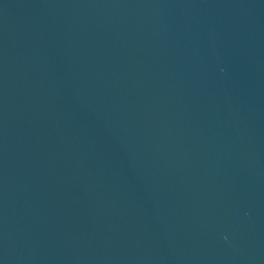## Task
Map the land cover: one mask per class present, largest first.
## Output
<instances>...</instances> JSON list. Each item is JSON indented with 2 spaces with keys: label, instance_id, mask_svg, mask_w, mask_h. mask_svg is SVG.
Masks as SVG:
<instances>
[{
  "label": "water",
  "instance_id": "1",
  "mask_svg": "<svg viewBox=\"0 0 264 264\" xmlns=\"http://www.w3.org/2000/svg\"><path fill=\"white\" fill-rule=\"evenodd\" d=\"M0 264H264V0H0Z\"/></svg>",
  "mask_w": 264,
  "mask_h": 264
}]
</instances>
